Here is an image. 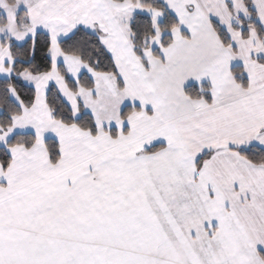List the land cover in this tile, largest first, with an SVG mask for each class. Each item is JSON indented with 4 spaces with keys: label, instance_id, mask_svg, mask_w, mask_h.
I'll return each instance as SVG.
<instances>
[{
    "label": "snow or ice",
    "instance_id": "obj_1",
    "mask_svg": "<svg viewBox=\"0 0 264 264\" xmlns=\"http://www.w3.org/2000/svg\"><path fill=\"white\" fill-rule=\"evenodd\" d=\"M0 264H264V0H0Z\"/></svg>",
    "mask_w": 264,
    "mask_h": 264
}]
</instances>
